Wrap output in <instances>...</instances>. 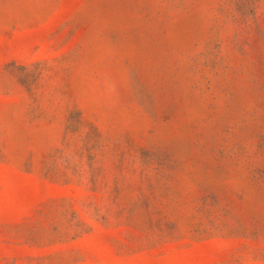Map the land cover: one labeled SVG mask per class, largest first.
I'll return each mask as SVG.
<instances>
[{
    "label": "rangeland",
    "instance_id": "1",
    "mask_svg": "<svg viewBox=\"0 0 264 264\" xmlns=\"http://www.w3.org/2000/svg\"><path fill=\"white\" fill-rule=\"evenodd\" d=\"M0 264H264V0H0Z\"/></svg>",
    "mask_w": 264,
    "mask_h": 264
}]
</instances>
